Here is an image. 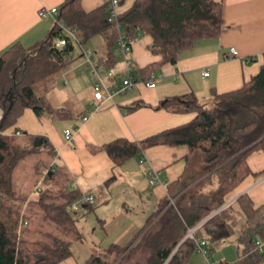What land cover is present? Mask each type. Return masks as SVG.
Masks as SVG:
<instances>
[{"label": "trees", "instance_id": "trees-1", "mask_svg": "<svg viewBox=\"0 0 264 264\" xmlns=\"http://www.w3.org/2000/svg\"><path fill=\"white\" fill-rule=\"evenodd\" d=\"M122 3L120 0V8ZM109 7L110 1L86 11L82 0H64L59 23L45 39L30 47L15 43L0 55V106L4 112L0 122V264H58L72 255V241L53 232L47 234L49 241L33 247L26 237L31 219L27 212L29 225L18 235L22 211L3 197L16 195L14 173L26 155L41 151L40 145L51 154L53 150L45 137L5 131L16 124L25 109L31 108L41 117L50 108L36 93L35 85L66 68L76 48L72 43L56 45L59 39L68 37L60 23L77 30L83 43L102 35L107 50L105 57L98 59V65L116 67L120 60L119 32L109 21ZM119 20L130 40L151 36V51L161 56L158 62L136 68L135 78L146 81L164 64L176 63L199 40L219 36L224 23L223 4L217 0H134L127 10H120ZM210 105L202 104L193 93L169 98L159 107L178 113L195 112V118L143 141L119 138L104 145L114 168L151 146L186 145L190 149L188 161L199 151L200 165L205 172H213L217 187L208 192L194 187L181 193L188 186L184 173L168 184V196L144 227L126 242L106 248L109 257L91 254L88 264H130L139 254L144 259L136 264H183L198 248L197 238L216 243L235 234L243 246L239 264L264 263V252L255 250L256 241H264V204L256 207L253 199L243 194L234 204L223 208L226 196L254 174L248 163L250 154L264 152V64L241 88L214 92ZM46 166L44 187L28 205L34 202L46 219L68 233L80 235L77 217L70 206L82 194L70 188L69 178L54 163ZM255 174L264 175V170ZM172 198H176L175 203L169 206ZM238 213L244 220L238 219ZM195 228V238L188 237Z\"/></svg>", "mask_w": 264, "mask_h": 264}, {"label": "crops", "instance_id": "crops-1", "mask_svg": "<svg viewBox=\"0 0 264 264\" xmlns=\"http://www.w3.org/2000/svg\"><path fill=\"white\" fill-rule=\"evenodd\" d=\"M108 1L111 0H82V6L86 11H91ZM217 1L223 4L224 23L220 35L199 40L194 47L183 52L176 63H166L157 69L154 72L157 77L155 87L139 83L132 89L117 94L113 100L96 104L92 99L91 71L88 69L90 72L86 85L91 91L84 95L76 93V103L81 112L75 118L69 120L73 116L71 112L48 102L46 104L50 108L43 116L40 117L33 109L27 108L16 124L5 131L7 134L14 131L21 134L27 132L48 139L52 154L57 160L53 162L55 167L69 178L70 188L82 194L79 200L73 202L79 204V211L75 212L72 205L70 209L79 215L85 212L95 213L104 227L112 220L117 221L113 243H124L125 239L128 240L134 232L144 227L157 211L160 202L168 196V184L182 178L184 173V182L188 186L181 193L194 187L203 192L217 187L213 172H205L198 158L192 157L188 161L190 149L186 145L151 146L141 155L116 168L104 148L105 144L119 138L143 141L195 118V112L178 113L160 108L169 98L193 93L201 103L204 99L212 103L214 92L239 89L260 71L264 64V0ZM63 2L64 0H0V55L15 43L30 47L45 39L57 22L53 17H40L39 12L44 7L60 9ZM133 2L134 0H123L121 12L131 7ZM122 30L124 31L123 25ZM89 41L95 51L88 48L94 52L95 58H104L107 50L104 37L97 34L87 42ZM152 41L149 35L139 36L134 40L130 57L135 70L161 60L160 55L151 51ZM83 46L85 47L84 44ZM232 48L237 49L238 55L231 53ZM79 67L80 65L70 67L66 74L76 73ZM113 70L120 78L125 72L123 60L120 59ZM206 72L209 74L205 75ZM63 85L67 83L64 82ZM3 113L0 106V122ZM66 129L72 131V140L65 138ZM248 163L254 174L249 175L226 196L223 208L234 204L243 194H248L256 207L264 204V175L255 174L264 170V152L260 150L251 153ZM153 177H158L161 182L152 184ZM34 190L27 199L35 198ZM84 195L95 197L92 208L87 206ZM97 197L102 202H98ZM175 200L176 198H172L169 206L174 205ZM139 219L142 224L138 223ZM77 227L82 235L78 218ZM236 235L216 243L207 240V253L197 248L183 264H239L243 246ZM86 242L85 250L75 249L72 242V255L58 264H88L91 254L98 251L95 248L97 242ZM102 243L103 240L98 244L103 245Z\"/></svg>", "mask_w": 264, "mask_h": 264}, {"label": "rangeland", "instance_id": "rangeland-1", "mask_svg": "<svg viewBox=\"0 0 264 264\" xmlns=\"http://www.w3.org/2000/svg\"><path fill=\"white\" fill-rule=\"evenodd\" d=\"M84 45L85 47L92 48V43L90 41L84 43ZM72 59L71 66L64 68L54 76H51L50 78H47L35 85L36 93L39 96H42L46 103L50 102L57 107L62 106L65 108V111L72 113L73 116L69 120L75 118L79 111L81 112V108H79L76 103V93H79V95H84L91 91L86 85L90 71L86 69L87 66L85 63V58L84 56H81V47L79 45H76L75 51L72 54ZM75 65H80L78 71L76 73L73 72L66 74L68 69ZM75 75H77L78 78L75 79ZM64 82H66L67 85H63ZM77 89H80V91H77ZM202 103L207 106H211L209 100L204 99ZM58 121H61V119ZM40 146L42 149L43 146ZM193 157L194 159H199L200 152L197 151ZM55 160L56 157H54V155L51 154L48 149L26 155L16 167L14 173L13 187L16 190V195L14 197H3V199L8 204L15 206L22 211L25 207L27 201L26 197L29 195V193L32 192L39 183H41L42 188L44 187L45 182H43V178L45 169L47 167L46 165L57 162V160ZM37 198L38 193L34 199ZM99 200L101 199L98 198V202ZM26 212L28 217L31 218L26 237L32 242L33 247H39L44 242L49 241L47 234L48 232H53L63 236L68 240H71L74 243V248L78 250L86 249V240L89 242L94 240L97 242L95 248L96 252L98 251V253L96 254H100L104 257L110 256V254L106 251V248H108L114 242L112 240L114 239L116 233L115 231L117 230L115 227L117 225V221L112 220L108 223V225H106V227H104L95 213L85 212L81 213L80 215L78 213H74L78 218V226L80 231L82 235L85 236L83 237L82 235H78L76 233H68L60 225L46 219L43 212L34 202L28 205ZM237 217L239 220H244V217L240 213L237 214ZM137 218L138 217H136V219ZM138 223L142 224L140 223V219ZM106 233L108 234L106 235ZM102 240L103 245L98 244L99 241L101 242ZM125 240L124 242L127 241ZM143 259L144 258L140 256V254L136 255L130 264H136V262Z\"/></svg>", "mask_w": 264, "mask_h": 264}, {"label": "built area", "instance_id": "built-area-1", "mask_svg": "<svg viewBox=\"0 0 264 264\" xmlns=\"http://www.w3.org/2000/svg\"><path fill=\"white\" fill-rule=\"evenodd\" d=\"M109 8H110L109 21L115 24L119 32L118 57L121 60H123L125 64V72L123 75L120 76V78H118L117 73L113 69H106L98 65V60L97 58H95L94 52L90 48L83 46L84 44L83 39L78 34L77 30L68 29L60 23V26L67 33L68 37L61 38L56 43L58 47L65 46L68 43L79 45L81 47L83 56L85 58L87 69L91 71L90 85L92 87V99L95 101L96 104H100L103 102H107L109 100H113L117 94L124 93L132 89L139 83H145L150 88L155 87L156 80H157L155 73H152L146 81L138 80L135 78V68H134V64L130 57L132 50H133L134 40H130L127 37V34L122 30V23L119 20L120 0H111ZM59 13H60L59 8L49 9L47 7H44L40 10L39 15L40 17H43V18L53 17L54 19H56V22L59 23L58 21ZM231 53L234 56L238 55V51L236 48H232ZM208 74H209L208 72L205 73V75H208ZM86 119L87 118H85V120ZM17 134H21V133L18 132ZM64 135L67 140H72L73 138V133L70 129H66L64 132ZM160 182L161 181L158 177H153L151 179V183L154 185ZM39 184L35 187L33 194H37V193L39 194L42 191V185L41 183ZM83 198H84V201L88 204H93L95 201V197L92 195H84ZM31 199L32 197L28 199L25 207L22 210V218H21L20 225L18 228L19 236L23 234V229L29 225V219L26 215V209H27L28 202ZM72 209L75 212H78L79 204L73 203ZM195 230L196 228L192 229L189 232L188 237L195 238V235H194ZM197 243H198V249L204 253H207V250H206L207 240L197 238ZM255 250L264 252V241L263 240L256 241Z\"/></svg>", "mask_w": 264, "mask_h": 264}, {"label": "water", "instance_id": "water-1", "mask_svg": "<svg viewBox=\"0 0 264 264\" xmlns=\"http://www.w3.org/2000/svg\"><path fill=\"white\" fill-rule=\"evenodd\" d=\"M177 249H178V248H177ZM177 249H176V250H177Z\"/></svg>", "mask_w": 264, "mask_h": 264}]
</instances>
